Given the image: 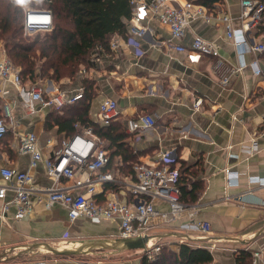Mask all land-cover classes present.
Masks as SVG:
<instances>
[{
	"label": "crops",
	"instance_id": "0c3cea01",
	"mask_svg": "<svg viewBox=\"0 0 264 264\" xmlns=\"http://www.w3.org/2000/svg\"><path fill=\"white\" fill-rule=\"evenodd\" d=\"M187 1L203 7L207 13L227 15L232 19L233 27H240L241 0H166V3L172 8H180ZM207 1L211 4L207 5ZM142 25L148 26L149 31L142 38L141 54L134 53L124 44V39L116 36L111 42L118 39L120 47L112 50L109 45L103 51H95L90 66H82L75 79L68 75L62 77L59 84L52 79L39 83L50 92L58 88L74 93L84 88L83 80L92 81L89 118L93 123L105 126L97 118L99 106L105 99H115L125 133L129 136L128 142L138 154V162L156 164L163 152L176 150L183 157L179 168L182 164L192 168L193 181L200 183L194 200L186 201L190 208L187 217L169 226L151 228L147 232L151 236L150 244L175 251L185 243L206 247L214 257L211 264H236L239 250H250L252 254L261 250L263 257L259 264H264V186L249 180L251 177L264 180V136H260L264 125V77L256 76L248 66L224 87L220 78L228 71L226 65L217 68L214 57L191 64L185 54L171 49L173 42L168 26L150 14ZM194 35L217 43L222 58L229 63H241L223 26L205 19L194 20L181 43L190 48ZM255 36H258L257 40L264 39V23ZM3 53L7 55L0 46V57ZM257 59L264 67V54L248 53L245 56L246 63ZM199 98L203 104L196 108L195 102ZM7 100L14 105L18 119L16 131L35 133L45 156L51 155L52 149L60 147L63 140L84 136L83 127L87 125L81 122L74 124L73 135L59 132L57 126L46 130L48 116L54 108L38 104L37 112L29 113L14 90ZM67 109L70 108L58 110V114L65 115ZM142 115L153 116L157 121L155 127L142 133H128V122ZM99 138L106 149L108 141ZM50 140L51 147H47ZM252 140L257 141L259 148L250 154L244 147L250 146ZM30 161L29 154L18 151L15 134L10 133L0 141V171L12 167L29 172L37 186L53 185L54 180L48 175L45 163L40 162L33 168ZM114 161L104 171L113 173L120 183L97 185L95 198L102 202L118 197L130 202L131 194L123 182L133 176L121 171L120 157ZM226 168L239 175L237 186L227 185ZM75 179L62 177L58 185L70 189ZM8 184L9 181L0 174V185ZM72 190L75 193L83 191ZM229 196L231 199L226 200ZM11 197L9 193L8 199ZM4 203L0 200V264H142L141 250L135 251L138 256L132 259L129 254L133 250L93 245L98 240L122 238L119 219L96 221L80 217L71 220L68 209L62 204L47 208L43 202L35 201L33 212L19 220L15 218V208L3 211ZM156 206L161 211L169 210L163 202H157ZM193 221L210 223L211 230L181 229L184 222ZM50 248L81 252L57 255Z\"/></svg>",
	"mask_w": 264,
	"mask_h": 264
},
{
	"label": "built area",
	"instance_id": "2783aa9c",
	"mask_svg": "<svg viewBox=\"0 0 264 264\" xmlns=\"http://www.w3.org/2000/svg\"><path fill=\"white\" fill-rule=\"evenodd\" d=\"M24 6V34L31 36L37 32H48L53 28V14L49 10H38L18 0ZM134 12L130 27V36L124 44L132 48L134 53H142V38L149 31L148 26L142 22L150 15L157 18L162 24L168 26L171 33V49L174 52L185 54L191 64L200 63L205 57L216 58L217 68L226 65L228 71L220 78V84L229 86L234 77L240 75L248 66L252 68L256 76L264 77V67L259 60L246 63L245 56L248 53L264 54V39L255 36L256 30L264 23V0H241L242 11L239 16L240 27L232 25V19L227 15H215L207 13L192 1H187L180 8H172L166 0H132ZM197 19H205L208 22L223 26L226 37L233 42L238 52L241 63L233 65L222 58L220 47L217 43L194 35L190 48L181 42L186 36L191 23ZM264 38V37H263ZM121 43L118 39L110 43L112 50H117ZM102 45L96 48V52L103 51ZM14 90L23 107L29 113H36L38 104L47 108L61 109L74 104L84 96V88L77 92H67L55 88L48 91L40 83L25 81L20 68L3 53L0 57V141L10 133L15 134L18 141V151L21 154L31 156L30 166L35 168L40 162H44L48 175L53 178L54 184L49 187L34 184L33 176L27 171H18L12 167H4L0 174L9 181L8 185H0V200L4 201L3 211L15 208V218L24 219L30 215L35 207V201L43 202L47 208L55 204H62L68 209L71 220L87 217L96 221L119 219L121 223L122 238H136L148 236V231L154 226H169L174 221H180L187 217L189 206L181 200V190L177 182L180 177L179 166L183 157L176 150L166 151L161 154L156 164L137 162L134 174L130 180L123 182L124 188L131 194L130 202H125L118 197H112L106 201L95 198L96 186L108 182L120 183L111 172L104 169L110 162L102 140L94 132L93 127H83L84 136L77 135L72 139H65L60 147L52 149V154L44 155L39 145V138L35 133H18V119L14 113V105L7 100ZM3 100V101H2ZM203 104L202 98L195 102L199 108ZM120 115L118 102L108 98L101 102L97 118L102 125H109L112 120ZM157 121L153 116L142 115L128 122V133L136 134L155 127ZM80 126V124H76ZM264 136V125L260 131ZM50 140L47 147H51ZM258 143L252 140L250 146L244 150L250 154L258 151ZM227 185L237 186L239 175L226 168ZM62 177L75 179L74 186L70 189L58 185ZM250 183H259L264 186L261 178H249ZM83 189L75 193L72 189ZM11 193V199H8ZM226 200L231 197H226ZM157 202L168 205V211L157 208ZM182 230L208 232L211 224L203 221L184 222ZM162 250L161 245L150 244L142 252V257L155 260ZM262 251L253 253L252 264H259L262 259ZM45 264V263H38Z\"/></svg>",
	"mask_w": 264,
	"mask_h": 264
},
{
	"label": "trees",
	"instance_id": "16d2710c",
	"mask_svg": "<svg viewBox=\"0 0 264 264\" xmlns=\"http://www.w3.org/2000/svg\"><path fill=\"white\" fill-rule=\"evenodd\" d=\"M32 1L34 4L38 0ZM38 9L52 12L53 28L28 37L24 34L23 6L16 0H0V46L20 68L24 80L33 84L47 79L60 81L68 75L77 77L82 66H90L91 55L99 45L108 48L116 36L127 40L134 5L132 0H39ZM83 82V98L61 108H70L65 115L58 114L60 109L50 113L46 130L57 126L59 132L73 135L76 122L93 127L94 132L109 143L106 146L110 157L107 169L113 165L116 157H120L123 163L121 171L133 175L138 154L128 142L122 117L119 115L107 126L93 123L89 118L92 81ZM191 169L184 164L179 168L177 184L181 190V200L185 203L194 200L200 183L193 181ZM252 258V251L239 250L236 264H251ZM213 260L210 249L185 243L179 247V251L163 246L155 260L143 257L142 264H211Z\"/></svg>",
	"mask_w": 264,
	"mask_h": 264
},
{
	"label": "water",
	"instance_id": "95a60500",
	"mask_svg": "<svg viewBox=\"0 0 264 264\" xmlns=\"http://www.w3.org/2000/svg\"><path fill=\"white\" fill-rule=\"evenodd\" d=\"M151 239V236H143L136 238H118L116 240H103L95 241L93 245H99L103 248L112 249V250H133V251H145L147 245ZM110 244V245H107ZM51 252L57 255H73L80 253V250H67V251H58L54 248H50Z\"/></svg>",
	"mask_w": 264,
	"mask_h": 264
},
{
	"label": "rangeland",
	"instance_id": "374dc122",
	"mask_svg": "<svg viewBox=\"0 0 264 264\" xmlns=\"http://www.w3.org/2000/svg\"><path fill=\"white\" fill-rule=\"evenodd\" d=\"M18 3H19V1L18 0H16ZM22 2H24L25 3V6H30V7H32V8H34V9H38V5H39V0L38 1H35L34 2V4H33V1L32 0H21ZM19 5H21V6H23L21 3H19ZM23 8H24V6H23ZM38 10H40V9H38ZM38 33V32H37ZM37 33H35V34H37ZM35 34H33V35H31V36H28V37H34L35 36ZM8 56V55H7ZM8 58H9V56H8ZM10 59V58H9ZM76 78V75L74 76V78L73 79H75ZM51 79H47V80H45L44 82H48V81H50ZM54 82H56L57 84H59V82L58 81H55V80H53ZM137 253L135 252V251H132V253H130L129 254V258H132V259H135V258H137ZM120 258H122V256H119ZM116 259H118V258H116Z\"/></svg>",
	"mask_w": 264,
	"mask_h": 264
}]
</instances>
